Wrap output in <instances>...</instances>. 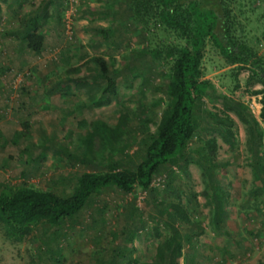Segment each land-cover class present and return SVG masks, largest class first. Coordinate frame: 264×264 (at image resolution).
I'll use <instances>...</instances> for the list:
<instances>
[{
	"label": "rangeland",
	"instance_id": "374dc122",
	"mask_svg": "<svg viewBox=\"0 0 264 264\" xmlns=\"http://www.w3.org/2000/svg\"><path fill=\"white\" fill-rule=\"evenodd\" d=\"M30 1L26 0L19 7L10 0H0V186L24 182L39 188L68 191L76 176L91 167L73 160L57 148L64 146L75 150L90 120L102 117L115 122L127 111L122 105L137 110L139 103H143L146 113H151L148 125L153 131L162 109V104L156 100L162 96L160 85L165 81L166 66L160 71L143 70L140 75L126 71L118 80L117 95L107 104L94 106L86 101L82 83L88 74L87 66L103 59L107 65L117 67L124 63V58L125 62L132 60L131 65L137 49L147 42L142 41L134 27L126 34L119 32L117 44L104 41L95 27H106L113 21L105 10L107 0H66L64 20L43 26L44 46L41 53L34 54L15 35L19 16L31 7ZM251 16L253 20L248 25L251 43L258 53L264 54L262 27L256 24L255 13ZM149 37L154 38L153 44L164 35L158 30L154 37L152 34ZM63 50H69L67 58L62 54ZM203 54L205 78L213 82L217 93L245 105L264 130V119L258 116L259 95L252 93L260 84L247 79L245 68L235 78L234 65L225 63L211 43L206 45ZM68 67L74 70L67 73ZM142 74L151 78L148 84L143 85ZM65 76L70 78L69 90L63 97L56 84ZM236 83L238 87L234 88ZM204 106L211 112L224 114V103L218 97L206 99ZM226 113L234 122L231 126L236 138L233 146H228L214 129L203 126L197 128L196 136L189 144L195 149L199 136L202 139L216 136L217 157L228 162L216 170L218 183L228 193L221 228L211 224L209 207L200 194L204 186L200 168L194 162L188 164L187 173L171 167L175 173L172 187L154 186L157 191L152 198L155 204L161 199L180 198L195 218L197 227L193 245L199 264H263V214H256L252 203L245 201L252 173L248 166L250 154L245 148L244 124L233 111ZM133 122L139 121L134 118ZM136 147L137 144L132 143L128 152L132 153ZM190 191L197 193V204L187 199ZM134 194L136 201L131 194L125 195L117 188L102 189L74 221L64 222L55 244L49 241L55 228L38 224L30 234L17 241L7 238L0 226V264H100L103 253L116 245L125 249L127 257L122 264H136L129 261L130 258L150 261L155 245L167 230L161 221L154 219L151 197L141 190ZM133 200L137 208L136 211L132 209L134 212L129 208ZM129 215L132 219L127 222L125 218ZM141 221L145 223L144 228ZM157 224L156 231L153 227ZM132 226L139 230L129 234ZM49 244L51 253L47 249ZM56 258L60 261L54 260ZM179 264H184L183 257L179 258Z\"/></svg>",
	"mask_w": 264,
	"mask_h": 264
},
{
	"label": "trees",
	"instance_id": "16d2710c",
	"mask_svg": "<svg viewBox=\"0 0 264 264\" xmlns=\"http://www.w3.org/2000/svg\"><path fill=\"white\" fill-rule=\"evenodd\" d=\"M25 1L10 0V3L21 7ZM65 3L66 0H31V7L20 14L15 35L34 54L41 53L44 46L43 26L64 20ZM105 10L113 21L106 27H95L104 41L117 44L119 32L126 34L134 27L147 44L137 49L131 65L132 60L125 62L124 58V63L117 67L107 65L103 59L87 66L88 74L82 82L86 101L94 106L109 103L111 97L117 95L118 80L126 71L140 75L143 70L160 71L166 66L165 81L160 85L162 96L156 100L162 104V109L154 130L149 128L151 113H146L143 103H139L137 110L122 105L127 111L115 122L102 117L93 118L75 150L64 146L57 148L91 169L81 171L68 191L39 188L24 182L2 184L0 226L7 238L17 241L30 234L38 224L55 228L49 240L55 244L64 222L74 221L102 189L117 188L125 195L131 194L135 201V191L141 190L151 197L157 217L154 219L161 221L167 231L155 245L150 261L137 258L129 261L179 264V258L183 257L184 264H199L195 260L193 245L197 227L195 218L182 205L180 198L161 199L155 204L152 197L157 189L152 182L156 176L166 173L164 185L172 187L175 173L171 167L187 173L188 164L194 162L200 168L204 183L200 194L209 207L211 224L221 228L228 193L218 183L216 170L228 162L217 157L216 136L205 139L199 136L195 149L189 144L196 136L197 128L203 126L214 129L228 146H233L236 138L231 126L234 122L226 113L233 111L244 124L245 148L250 154L248 166L252 181L245 193V201L251 202L254 212L263 214L264 218V130L245 105L217 93L213 82L205 78L202 65L204 49L211 43L225 63L234 65L235 78L241 69H247V79L260 84L252 93L259 95L258 116L264 119V54L258 53L251 43L253 39L248 28L253 20L251 14L255 13V22L262 27L261 37L264 39V0H107ZM158 30L164 37L152 44L154 38L149 35L154 37ZM62 54L67 58L69 50H63ZM72 70L74 68H66L67 73ZM142 76L143 85L151 81L149 75ZM69 79L65 76L56 84L63 97L68 94ZM216 97L224 103L223 116L204 106L206 99ZM134 118L139 122L133 124ZM132 143L137 147L129 153ZM186 197L190 202L198 203L197 193L190 191ZM135 201L129 206L134 211L137 209ZM125 219L128 222L132 218L129 215ZM141 224L144 228V221ZM158 227L159 224L153 228L157 231ZM138 230L137 226H132L128 233L134 234ZM47 249L52 252L50 244ZM125 255L124 247L116 245L103 253L100 264H122ZM54 260L60 261L58 258Z\"/></svg>",
	"mask_w": 264,
	"mask_h": 264
},
{
	"label": "built area",
	"instance_id": "2783aa9c",
	"mask_svg": "<svg viewBox=\"0 0 264 264\" xmlns=\"http://www.w3.org/2000/svg\"><path fill=\"white\" fill-rule=\"evenodd\" d=\"M164 183H165V175L164 174L156 176L152 182V184L154 186H159V185L163 186Z\"/></svg>",
	"mask_w": 264,
	"mask_h": 264
}]
</instances>
